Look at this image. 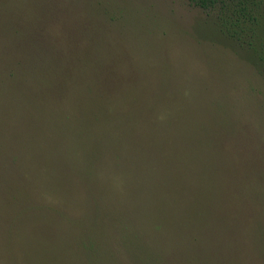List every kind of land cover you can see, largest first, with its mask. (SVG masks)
Here are the masks:
<instances>
[{
	"label": "rangeland",
	"instance_id": "374dc122",
	"mask_svg": "<svg viewBox=\"0 0 264 264\" xmlns=\"http://www.w3.org/2000/svg\"><path fill=\"white\" fill-rule=\"evenodd\" d=\"M192 0H0V264H264V74Z\"/></svg>",
	"mask_w": 264,
	"mask_h": 264
},
{
	"label": "trees",
	"instance_id": "16d2710c",
	"mask_svg": "<svg viewBox=\"0 0 264 264\" xmlns=\"http://www.w3.org/2000/svg\"><path fill=\"white\" fill-rule=\"evenodd\" d=\"M194 5L215 12L222 31L246 47L264 74V0H192Z\"/></svg>",
	"mask_w": 264,
	"mask_h": 264
}]
</instances>
